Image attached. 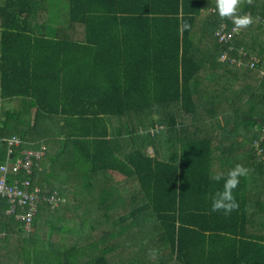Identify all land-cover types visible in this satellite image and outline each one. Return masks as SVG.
Instances as JSON below:
<instances>
[{
  "label": "trees",
  "instance_id": "1",
  "mask_svg": "<svg viewBox=\"0 0 264 264\" xmlns=\"http://www.w3.org/2000/svg\"><path fill=\"white\" fill-rule=\"evenodd\" d=\"M238 14L252 23L226 38L234 22L216 0H0V162L43 151L31 173H6L39 197L30 231L0 197V264H118L129 242L137 264H264L263 105H238L240 80L201 79L210 62L242 64L253 86L264 70V0H241ZM259 82L251 97L264 104ZM241 124L251 143L228 147L247 160L213 165ZM237 164L248 167L238 208L212 211Z\"/></svg>",
  "mask_w": 264,
  "mask_h": 264
},
{
  "label": "built area",
  "instance_id": "2",
  "mask_svg": "<svg viewBox=\"0 0 264 264\" xmlns=\"http://www.w3.org/2000/svg\"><path fill=\"white\" fill-rule=\"evenodd\" d=\"M262 25L264 26V17L262 18ZM221 31L226 30V25L220 26ZM231 30L226 36H230L232 32L236 31L235 26H231ZM223 38L225 35H220ZM222 58H226L223 54ZM233 60V59H232ZM234 61V60H233ZM257 61V57H252L249 62L250 67H254ZM236 62L240 60L236 59ZM260 74L264 76V70H261ZM264 131V129H263ZM15 144H19V139L17 137L13 138ZM260 152V151H259ZM25 157L23 159L19 158L14 163L10 164L8 161L0 162V197L6 198L10 202V206L6 210V214H11L15 219L23 222V227L26 231H30L32 226V220L35 212L37 211V198L39 197V187L34 186L31 179L26 178L24 180H16L12 184L9 183L6 178V173L10 170L17 171L19 168H23L27 173H31L33 161L31 156L39 157L43 154L41 150H32L24 153ZM12 165V168H10ZM50 202L54 203V197L52 196L48 199Z\"/></svg>",
  "mask_w": 264,
  "mask_h": 264
},
{
  "label": "crops",
  "instance_id": "3",
  "mask_svg": "<svg viewBox=\"0 0 264 264\" xmlns=\"http://www.w3.org/2000/svg\"><path fill=\"white\" fill-rule=\"evenodd\" d=\"M205 12H206V14L204 16H202L203 13H205ZM203 13H201L200 17L208 18L211 22L213 21L211 18H209V17L214 18L213 14L208 13V10H203ZM212 13H213V11H212ZM207 16H209V17H207ZM250 34H251L250 35L251 38H255L256 30L254 28H252V27L250 28ZM239 57H240L241 60H244V58H245V57L242 58V55H239ZM252 57H256V56H251V58ZM250 61H251V59H250ZM233 65H242V64L234 63V61L231 59V60H229V64H227V68H225L224 70L221 71L220 67H218L213 62H210V64L209 63H205V72L202 74L201 79L203 80V79L207 78V80H208L207 81V85H214V84L217 85V79H219V77L221 75L226 80H228L229 82H233V83H236V84L240 80L241 83L238 85V88L240 86H242L243 87L242 88L243 91H238V93H239L238 105L243 107L244 109L250 108V112H251L252 109H254V107H252V103L257 104L255 102L258 101L259 103L257 104V108H261L262 105H263V94H262V97L261 96L259 98L257 97V99H254V100L251 97V95L255 96L254 93H262L261 86L259 85L260 84V82H259L260 74L258 73L256 75H254V77H252L253 82L255 83V85L253 86L251 80L248 81V79H247V77H246V75H245V73L243 71L244 67H242V69H241V68H238L237 66H233ZM248 67H250L249 64H248ZM250 68H252V67H250ZM208 91L210 93H213L211 87L209 88ZM227 92L228 91H226V90L224 91L225 97H229L231 95V93H227ZM236 132H237V135L235 136ZM246 133L247 132H246V129L244 127V124H241L240 126L237 127V131H234V134L232 135V137L234 139H237L238 141H244V142H247V143H251V142H248L249 138H248V134H246ZM224 146L226 148L227 145L224 144ZM150 150H152V149H150ZM224 169H226V168H224ZM146 222L143 223V225H145Z\"/></svg>",
  "mask_w": 264,
  "mask_h": 264
},
{
  "label": "clouds",
  "instance_id": "4",
  "mask_svg": "<svg viewBox=\"0 0 264 264\" xmlns=\"http://www.w3.org/2000/svg\"><path fill=\"white\" fill-rule=\"evenodd\" d=\"M240 0H216V10L221 18H232L235 26L239 28H245L252 23L250 15H239L238 6ZM184 27H187L185 25ZM261 72V71H260ZM259 72V74H260ZM260 77L263 78L260 74ZM264 109V104H263ZM264 129V126L262 127ZM248 175V169L243 165L237 164L227 173L223 182L222 190L217 191L211 201L212 211H222L228 214L238 208V203L234 196V190H236L241 182V177ZM216 180H220L221 177H215Z\"/></svg>",
  "mask_w": 264,
  "mask_h": 264
},
{
  "label": "rangeland",
  "instance_id": "5",
  "mask_svg": "<svg viewBox=\"0 0 264 264\" xmlns=\"http://www.w3.org/2000/svg\"><path fill=\"white\" fill-rule=\"evenodd\" d=\"M210 12H212L211 10H210ZM206 14V12L205 13H203V15L202 16H204ZM229 127H227V129H228ZM227 131V130H226ZM232 139V133H231V131H230V134L228 135V140L226 139V140H224L223 141V144H225V145H227V148H228V150H229V152H224V153H221V154H218V155H216L215 156V158H213L212 159V161H213V165H216V166H218V165H221L222 167H224V168H229V165H230V161L232 160V159H234V157H238V156H240V157H242L243 159H244V161L245 160H247V154L245 153V152H241V151H237L235 148H229L228 146H229V142H230V144H231V142L233 141V140H231ZM229 141V142H228ZM247 142H245V144H246ZM151 152V151H150ZM239 160V159H238ZM247 169H248V167H247ZM90 211H94V210H90ZM88 220H94L93 218H88ZM95 221V220H94ZM150 224V225H149ZM145 225H147L148 226V231H149V234H148V236H151L153 239H155L156 238V240H158V237H159V235H160V227H159V224L158 223H156L155 222V220L154 219H149V220H147V222H146V224ZM127 233V232H126ZM128 235V234H127ZM145 235H147V234H145ZM99 235H96V234H91V236L90 237H88V241H91L93 238L94 239H98V240H100L99 239ZM54 238H58V235H54ZM148 238V237H147ZM87 240V239H86ZM62 241H63V239H62ZM93 241V240H92ZM115 241H117V242H120L121 240L119 239V237H117L116 239H115ZM134 242H135V247H136V249H138L140 246L139 245H137V243H138V239H135L134 240ZM146 243V242H145ZM103 246V245H102ZM131 244H130V242L129 243H127L126 244V249H125V251L124 252H128V254H131V255H129L127 258H124V259H119L118 260V264H137L133 259H135V257H138V256H136V254L134 253V251H133V249H131ZM104 249H106L105 248V246H104ZM149 250V249H148ZM142 250H139V252H141ZM114 252V251H113ZM133 255V256H132ZM119 256V255H118Z\"/></svg>",
  "mask_w": 264,
  "mask_h": 264
},
{
  "label": "bare ground",
  "instance_id": "6",
  "mask_svg": "<svg viewBox=\"0 0 264 264\" xmlns=\"http://www.w3.org/2000/svg\"><path fill=\"white\" fill-rule=\"evenodd\" d=\"M232 26H235V24L232 25ZM235 27H236V26H235ZM236 29H237L236 31H239V29H238L237 27H236ZM229 37H230V36H226V38H229ZM5 199H6V198H5ZM7 201H8V200H7ZM8 203H9V206H10V202H9V201H8ZM9 206H8V207H9ZM8 207H7V208H8ZM6 210H7V209H6ZM6 210H5V211H6ZM0 235H4V232L0 233Z\"/></svg>",
  "mask_w": 264,
  "mask_h": 264
}]
</instances>
